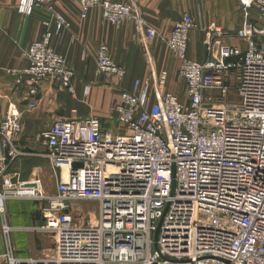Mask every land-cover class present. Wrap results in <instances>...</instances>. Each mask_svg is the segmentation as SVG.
I'll list each match as a JSON object with an SVG mask.
<instances>
[{
  "label": "built area",
  "instance_id": "2783aa9c",
  "mask_svg": "<svg viewBox=\"0 0 264 264\" xmlns=\"http://www.w3.org/2000/svg\"><path fill=\"white\" fill-rule=\"evenodd\" d=\"M236 1L238 43L223 44L226 35L215 28L206 35L200 63L187 58L193 20L184 15L172 27L166 46L178 62L184 103L165 91L167 74L161 72L154 104L147 81L119 93L112 108L123 128L118 133L95 117L63 118L40 132L58 179L55 194L27 185L0 189L5 264H264V0ZM77 2L81 19L99 8L104 23L130 22L146 40L155 37L132 3ZM16 7L21 16L45 8L59 40L69 30L50 0H16ZM50 38L46 33L23 52L25 68L6 71L26 90L30 109L44 80L74 94V72ZM95 65L107 77L125 75L105 45L96 50ZM20 132L19 109L10 104L0 115V185L9 164L23 155L15 146ZM8 200L41 205L44 222L32 231L54 235L52 259L16 258ZM87 202L97 204L96 214L80 209Z\"/></svg>",
  "mask_w": 264,
  "mask_h": 264
},
{
  "label": "crops",
  "instance_id": "0c3cea01",
  "mask_svg": "<svg viewBox=\"0 0 264 264\" xmlns=\"http://www.w3.org/2000/svg\"><path fill=\"white\" fill-rule=\"evenodd\" d=\"M107 1L132 3L135 12L154 30V41L147 42L138 35L130 22L115 26L117 29L108 27L109 24L102 22L99 8L90 10L85 19H80L77 0H50L52 12L62 16L70 25L69 32L64 34L60 42L52 36L50 44L74 72V94L70 96L51 80H44L39 85L34 107L30 109L27 107L26 90L17 88L14 79L6 71L26 67L23 52L31 43L41 40L47 31L52 33L51 14L43 8L35 10L30 16H21L16 0H0V115L6 113L10 104L17 105L21 132L15 146L23 153L22 157L9 164L1 180V190L27 185L36 188L44 196L55 194L58 179L46 154L40 155L42 145L38 139L40 132L54 122L63 118L85 119L93 116L101 120L103 129L118 133L120 126L116 127L111 122L115 119L110 110L118 103L119 93L131 91L135 80L151 84L149 104H154L156 91L148 77L144 60L155 61L160 58L156 46L164 48L172 27L184 15L191 17L195 24L188 37L187 55L190 60L200 63L205 59L206 35L217 27L223 29L226 35L221 40L223 44L238 43L233 35L240 28L242 18L237 11L238 3L234 8L230 0ZM100 44H106L114 63L124 70L123 79L95 78L94 50ZM166 67L171 82L176 76V62L171 59ZM168 91L182 98L184 87L173 88L168 85ZM38 156L45 158L46 162L36 166L31 161ZM5 216L8 225L13 228L10 239L16 258L38 261L53 258L54 235L32 231L33 227L43 224L46 216L40 204L29 200H8ZM3 250L0 234V264H5L2 261Z\"/></svg>",
  "mask_w": 264,
  "mask_h": 264
},
{
  "label": "rangeland",
  "instance_id": "374dc122",
  "mask_svg": "<svg viewBox=\"0 0 264 264\" xmlns=\"http://www.w3.org/2000/svg\"><path fill=\"white\" fill-rule=\"evenodd\" d=\"M230 2H232V3H234V8H236L237 7V2H236V0L234 1V0H230ZM119 3H130V2H119ZM43 9V8H42ZM45 9V8H44ZM93 9H95V8H93ZM93 9H91V10H93ZM237 11H238V14H239V10H238V8H237ZM90 12V11H89ZM87 16V15H86ZM25 17H27V16H25ZM80 18V17H79ZM86 18V17H85ZM191 18V17H190ZM252 18L253 19H255V16H253L252 15ZM81 19V18H80ZM192 19V18H191ZM52 20V19H51ZM193 20V19H192ZM255 21L256 20H254V21H252V23H255ZM103 22V21H102ZM104 23V22H103ZM104 24H106V23H104ZM133 26V25H132ZM48 27V26H47ZM53 27V26H52ZM108 27H110V28H114V29H117V28H115V26L114 25H111V24H109V26ZM218 28V27H217ZM69 29H70V25H69ZM134 29V28H133ZM218 29H220V28H218ZM213 30H215V29H213ZM221 31H222V33H223V29H220ZM135 31V30H134ZM212 31V30H211ZM210 31V32H211ZM69 32V30L67 31V32H65L64 34H67ZM46 33H50L51 34V37L52 36H54V37H56L54 34H53V30H52V33L50 32V31H47ZM45 33V34H46ZM139 35V34H138ZM64 36V35H63ZM62 36V37H63ZM141 36H143V35H141ZM44 37V36H43ZM144 37V36H143ZM189 37V36H188ZM57 38V37H56ZM51 39V38H50ZM62 39V38H61ZM60 39V40H61ZM145 39V38H144ZM42 40V39H41ZM60 40H59V42H60ZM146 40V39H145ZM40 41V40H39ZM147 42H153L154 41V39H152V40H146ZM205 41H206V39H205ZM35 42H37V41H35ZM50 42V41H49ZM205 44V43H204ZM101 45H105L106 46V44H100L99 46H101ZM30 46V45H29ZM28 46V47H29ZM52 46V45H51ZM99 46H97L96 47V49L94 50L95 51V55H94V62H95V57H96V50L98 49V47ZM27 47V48H28ZM53 47V46H52ZM107 47V46H106ZM54 48V47H53ZM107 49H108V47H107ZM156 50H157V52H160L159 54H160V58H158L157 60H153V59H149V60H147V59H145L144 60V63H145V66L148 68V77L149 78H151V80H152V84H154V88H155V84H156V79H157V77H158V75L161 73V72H166V74H167V80H166V84H165V91L166 92H168V93H170V94H172V95H174V96H176L177 97V99L179 100V102H181V103H184L185 101H186V98H185V85H184V83H183V81L182 80H179L178 79V77H177V68H178V62H177V59L176 58H174V56L170 53V51H169V49L167 48V46H166V44H165V46H164V48H159L158 46H156ZM26 51V50H25ZM188 52V51H187ZM108 53H109V49H108ZM109 56H110V54H109ZM206 56V55H205ZM110 58H111V56H110ZM187 58H188V55H187ZM65 59V58H64ZM112 59V58H111ZM174 60L175 62H176V71L174 72V74L176 73V76L173 78V80H171V82H170V74H169V70H167V67H166V64H167V62L169 61L170 62V60ZM189 59V58H188ZM190 60V59H189ZM113 61V60H112ZM192 61V60H191ZM114 62V61H113ZM194 62V61H193ZM116 64V63H115ZM95 67H96V65H95ZM122 68V67H121ZM174 70H175V68H174ZM125 73V72H124ZM94 76H95V78H97L98 80H99V78H100V80H101V78L103 79V77L105 78H107V76H105V75H102V74H99V73H97V71L95 72V74H94ZM74 77H75V75H74ZM124 77H125V75H124ZM123 77V78H124ZM147 80V79H146ZM135 81H140V80H135ZM134 81V82H135ZM143 82V81H142ZM154 82V83H153ZM168 85L169 86H173V88H175V87H177V88H179V86L181 87V86H183L184 87V93H183V97L182 98H179L177 95H175L174 93H172V92H170V91H168ZM150 90H151V88H150ZM155 91H156V88L154 89ZM85 93H86V90H85ZM230 94L231 95H233L234 94V90L233 89H231L230 90ZM156 97H157V91H156ZM110 114H111V116H113L112 115V108H111V110H110ZM90 117H93V116H90ZM99 122H100V124H101V120L99 119ZM111 122H114V124H116L115 126L116 127H118V126H120L119 124H117L116 122H115V120H113L112 119V121ZM120 130H123V128L120 126V128H119ZM120 130L119 131H117V132H120ZM42 147V150H41V154L40 155H45L46 154V152H45V150H44V148H43V146H41ZM36 155H38V154H36ZM31 162H33V163H35V165L37 166V165H39V164H43V163H45L46 162V159L45 158H43V157H35V159H33V161H31ZM0 187H1V189H2V187H3V185L1 184L0 185ZM9 188H11V187H9ZM8 188V189H9ZM54 194L52 193V196H53ZM80 209L83 211V212H85V214L86 215H94V214H96L97 213V204L96 203H93V202H87V203H85V204H83L82 206H80Z\"/></svg>",
  "mask_w": 264,
  "mask_h": 264
},
{
  "label": "bare ground",
  "instance_id": "6f19581e",
  "mask_svg": "<svg viewBox=\"0 0 264 264\" xmlns=\"http://www.w3.org/2000/svg\"><path fill=\"white\" fill-rule=\"evenodd\" d=\"M61 170H62V176H63V178H65L66 177V172H65L64 168H62Z\"/></svg>",
  "mask_w": 264,
  "mask_h": 264
},
{
  "label": "water",
  "instance_id": "95a60500",
  "mask_svg": "<svg viewBox=\"0 0 264 264\" xmlns=\"http://www.w3.org/2000/svg\"><path fill=\"white\" fill-rule=\"evenodd\" d=\"M78 167H80L79 165H74L73 166V169H76V168H78ZM156 237V233H155V235H154V238Z\"/></svg>",
  "mask_w": 264,
  "mask_h": 264
}]
</instances>
